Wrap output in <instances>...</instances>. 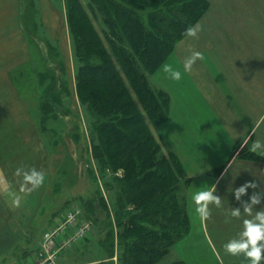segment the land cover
Segmentation results:
<instances>
[{"label": "rangeland", "instance_id": "obj_1", "mask_svg": "<svg viewBox=\"0 0 264 264\" xmlns=\"http://www.w3.org/2000/svg\"><path fill=\"white\" fill-rule=\"evenodd\" d=\"M206 1L207 10L195 23L202 26L199 38L181 37L175 43L174 50L178 49L176 55L190 56L193 50L201 52L200 41H210L212 48L209 51L215 50L221 56L248 55L252 50L264 56V0ZM146 12L144 10V13ZM95 24L100 35L104 37L101 20H95ZM239 42H244L245 47L242 48L241 53H235L232 44ZM125 46L129 51H133L128 43ZM236 48L240 50L241 47ZM186 51L189 54L185 53ZM135 56L139 74H146L145 77L153 89H162L168 93L154 81V75L158 70L148 74L138 56L136 54ZM59 60L61 63L54 65V62ZM80 65L67 19L65 0H0V139H17V142L18 139L30 140L39 155L36 156L40 158L42 169L49 172L48 179L43 183L40 191L36 193L37 189H35L31 193L33 202L28 200L33 220L30 222L28 220L26 225L20 226H25L26 230H29L25 233L18 231L15 235L5 232L4 228L7 225L0 224L2 228L0 264H13L11 262L14 259L18 262L23 259L21 256L27 252L24 244L27 239L32 240L34 249L37 245L42 247L43 232L56 222L59 214L54 217V222L50 221L52 224L49 222L45 228L47 218L51 217L67 199L74 200L75 196L81 194L85 197L94 196L96 184L100 185L109 207L108 220L113 225L111 227L114 233V256L105 259L104 252L99 249V239L106 237L107 242L109 239L108 228L101 224L105 219V213L100 211L97 221L87 219L91 228L87 238L73 243L74 245L72 244L73 246L68 249L54 247L59 251L52 264H123L124 255L131 242L130 239H125L122 227L118 226L117 210L121 181L116 177L122 176L124 170L122 168L104 170L95 156L93 146L95 141L98 142L99 133L94 130L92 115L82 103L78 92L77 76ZM40 72H51L56 75L55 86L62 89L64 105L70 107L72 111L71 115L48 118L45 130L41 123V103L46 95L49 80L40 82ZM123 78L127 85L131 83L126 75H123ZM158 126L153 127L152 132L156 141L161 144L158 156L162 158L169 155L172 150L165 140L159 137ZM93 134L95 139H92ZM179 160L184 167L182 160L180 158ZM30 166L32 164L27 163V168ZM91 179L96 181L95 186ZM181 185V193L190 221L187 207L189 184L185 186L181 181ZM68 206H77L81 210V217L86 219L79 200L70 201ZM4 210L0 207V218ZM192 226L190 221L188 234ZM40 234H42L41 242ZM187 235L171 246L169 251L154 264H170L180 260L188 264L183 248ZM198 245L195 252L200 250V243ZM38 254L40 255L39 250ZM224 258L227 260L230 257ZM202 261L204 264H210L206 256L192 257L193 264H201Z\"/></svg>", "mask_w": 264, "mask_h": 264}, {"label": "trees", "instance_id": "obj_2", "mask_svg": "<svg viewBox=\"0 0 264 264\" xmlns=\"http://www.w3.org/2000/svg\"><path fill=\"white\" fill-rule=\"evenodd\" d=\"M65 4L81 62L78 92L92 115L94 130L99 133L93 146L95 156L104 170H124L122 176L116 177L121 181L118 226L131 242L123 264H154L190 230L181 193V181L187 186L190 179L173 151L162 158L158 156L161 144L152 129L168 119L170 96L162 89H153L146 74H139L135 54L146 72L153 74L173 52L185 29L202 17L208 3L206 0H65ZM95 20L103 23L104 37ZM126 43L133 51L126 48ZM59 62L55 61L54 65ZM123 75L131 81L129 85ZM39 77L40 82L49 80L41 103V123L45 130L48 118L71 115L72 111L64 105L62 89L55 86L56 75L40 72ZM240 154L261 158L247 146ZM91 180L95 186L96 181ZM95 187L94 196L81 194L74 200H79L89 220L97 221L100 211L105 213L101 224L108 228L109 239L108 242L106 237L99 239V249L109 259L114 256L113 225L108 220L109 207L100 185ZM74 200L67 199L52 213L49 222ZM31 241L27 239L24 243L27 250L32 246ZM170 264L186 263L180 260Z\"/></svg>", "mask_w": 264, "mask_h": 264}, {"label": "crops", "instance_id": "obj_3", "mask_svg": "<svg viewBox=\"0 0 264 264\" xmlns=\"http://www.w3.org/2000/svg\"><path fill=\"white\" fill-rule=\"evenodd\" d=\"M200 42L203 60H198L190 73L183 71V62L189 55H176V48L154 75V81L167 90L171 98L169 117L158 126L157 133L182 160L190 179L187 207L193 226L184 239L186 262L193 264L192 257L199 255L208 257L210 264H242V257L225 255L223 245L238 236L242 230V220L247 217L242 215L225 223V214L231 208L241 207L235 200L234 189L246 182L258 185L257 189L247 190V195L241 198L243 201H248L253 192L261 188L264 190V153L257 152L260 159L246 158L240 154L244 147L250 149L253 141H264V56L253 50L248 55L221 56L215 50L209 51L212 48L210 41ZM238 44H232L235 53H241L245 47L244 42ZM236 47L241 48L236 50ZM185 53L189 54L188 51ZM165 65L181 71L182 79H169L163 70ZM18 140L0 139V207L8 214L6 216L3 212L0 224L7 225L5 232L15 235L18 231L25 233L29 230L20 225L33 220L28 200H33L31 193L34 191H29L23 185L22 174L18 175L17 170L37 168L46 175L44 182L49 176V172L42 169L39 155L30 140ZM27 163L32 166L27 168ZM213 184L217 189L214 195L221 198L222 207L217 209L210 206L211 218L201 221L193 210L190 197L192 193ZM41 188H37L36 193ZM260 207H264V201L257 206V210ZM51 222H54V218ZM198 243L201 247L199 252H195ZM40 248V245L35 249L30 246L21 256L23 259L19 262L14 259L11 263L41 264ZM224 257L230 258L226 260ZM47 264L52 263L48 261Z\"/></svg>", "mask_w": 264, "mask_h": 264}, {"label": "clouds", "instance_id": "obj_4", "mask_svg": "<svg viewBox=\"0 0 264 264\" xmlns=\"http://www.w3.org/2000/svg\"><path fill=\"white\" fill-rule=\"evenodd\" d=\"M201 31L202 26L197 23L186 28L183 35L186 38L198 39ZM198 60H203V54L193 51L190 56L185 58L183 71L190 73L193 65ZM163 70L171 80L180 81L182 79L181 71L174 69L171 65H165ZM250 151L253 153H264V141L259 139L253 141ZM17 174H22L23 185L29 191L42 186L45 180L44 173L35 168L29 170L18 169ZM223 175L224 173H222V177ZM249 188L257 189L258 185L255 182H246L233 190L235 200L240 203L241 207L231 208L226 212L225 223H230L231 218L239 219L242 215L247 218L242 220V230L238 236L225 243L223 250L225 255L242 257V264H264V207H260L257 210V206L261 205L262 201H264V190L261 188L258 192H253L248 201H243L241 198L247 195ZM216 190V185L213 184L205 190H199L191 194L190 199L193 210L201 221H208L211 218L212 212L210 206H215L217 209L222 207L221 198L214 195ZM241 208L243 209L242 211Z\"/></svg>", "mask_w": 264, "mask_h": 264}, {"label": "built area", "instance_id": "obj_5", "mask_svg": "<svg viewBox=\"0 0 264 264\" xmlns=\"http://www.w3.org/2000/svg\"><path fill=\"white\" fill-rule=\"evenodd\" d=\"M90 230L87 219L81 217V210L77 206L65 208L58 215L56 222L43 234L44 243L39 251L41 264H47L48 261L52 263L55 260L59 250L54 247L68 249L73 243L87 238Z\"/></svg>", "mask_w": 264, "mask_h": 264}]
</instances>
